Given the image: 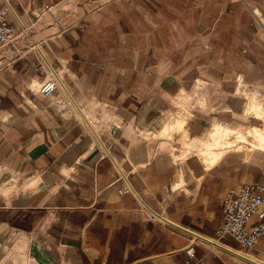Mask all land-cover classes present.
Masks as SVG:
<instances>
[{
  "label": "crops",
  "instance_id": "obj_1",
  "mask_svg": "<svg viewBox=\"0 0 264 264\" xmlns=\"http://www.w3.org/2000/svg\"><path fill=\"white\" fill-rule=\"evenodd\" d=\"M70 1L0 0L19 31L0 49V264H264L263 240L243 255L218 234L224 193L263 180L264 150L210 167L187 153L263 119L264 0L53 12Z\"/></svg>",
  "mask_w": 264,
  "mask_h": 264
},
{
  "label": "built area",
  "instance_id": "obj_2",
  "mask_svg": "<svg viewBox=\"0 0 264 264\" xmlns=\"http://www.w3.org/2000/svg\"><path fill=\"white\" fill-rule=\"evenodd\" d=\"M7 3L0 6V49L13 44L19 31L16 27L7 24ZM56 80H46L40 83L38 91L50 95L57 88ZM129 191L121 189L120 193ZM223 222L218 231L219 237L232 236L245 249L253 250L258 243L264 241V175L257 184H244L238 188L226 190L223 196ZM146 218L160 221L161 216L148 210ZM189 254L194 249L187 250Z\"/></svg>",
  "mask_w": 264,
  "mask_h": 264
},
{
  "label": "bare ground",
  "instance_id": "obj_3",
  "mask_svg": "<svg viewBox=\"0 0 264 264\" xmlns=\"http://www.w3.org/2000/svg\"><path fill=\"white\" fill-rule=\"evenodd\" d=\"M232 133L236 134V136L239 137L238 140L244 141L243 144H245L246 142L250 143V146H248V148H245L246 149L245 151L247 153L251 154L256 149L264 150V128H262L261 126H253L250 128L247 127V129L242 130V131L238 130L236 133L230 130L229 128H226L223 126H217L209 135L210 138L208 137V139H206L205 141L206 147L203 148L200 152H198L195 156H197L198 159L206 167L212 166L220 159V157L225 152H227L230 149H233L235 143H233L232 141H229L228 143L226 142L223 143V139L231 135Z\"/></svg>",
  "mask_w": 264,
  "mask_h": 264
},
{
  "label": "rangeland",
  "instance_id": "obj_4",
  "mask_svg": "<svg viewBox=\"0 0 264 264\" xmlns=\"http://www.w3.org/2000/svg\"><path fill=\"white\" fill-rule=\"evenodd\" d=\"M75 4H76V0H71L70 2H67V3H64V4H62V5H60L58 8H56V9H54L53 10V12L56 14V15H60V14H62V13H66V14H68V13H72V12H74L77 8H76V6H75ZM249 10H250V12H251V14H252V16H253V18L255 19V20H257L258 22H260V20L262 19V12L260 11V9L259 8H249ZM186 98H190V96H186ZM202 104V103H201ZM186 107H187V104L185 103V102H180L179 103V111H178V114L172 119V120H170L169 119V121H167V122H169V123H172L173 121H174V119H176V118H178V117H183L184 119H185V113H189L190 111L188 110V111H186ZM262 107V106H261ZM264 107V106H263ZM262 109V108H261ZM264 109V108H263ZM262 109V111H263V113H258L257 114V116L258 117H260V118H263V119H259L260 120V123L259 122H256L255 120L254 121H252V123H250L249 125H245V127H250V126H254V125H257V126H261L262 128H264V110ZM183 112H185V113H183ZM187 115V114H186ZM262 116V117H261ZM259 120H257V121H259ZM177 121V120H176ZM176 121H174V122H176ZM181 121V120H180ZM179 123H181V122H179ZM241 127V126H240ZM245 127H242V128H237V129H244ZM231 136V137H230ZM180 136H177V138L175 139V144H172V153H173V156L175 157V146L176 147H178V148H186L181 142V140H180ZM238 138L239 137H237L236 138V134H234V133H232L231 135H229V136H227L226 138H224L223 139V143H228L229 141H232L233 143H235L236 144V147H233V150H246L245 148H248V146H250V143L249 142H246L245 144H243L244 143V141H242V140H238ZM157 139H159V141H163V140H167L166 138H157ZM231 139V140H230ZM238 141H242L243 143H241V142H238ZM180 143L179 145L181 146H179L178 145V143ZM177 144V145H176ZM244 146V147H241V148H239L238 149V147H240V146ZM206 147V146H205ZM240 150V151H241ZM201 150H197V149H193V150H191V151H189V152H187L188 153V155L189 156H195L198 152H200ZM195 152V153H194ZM194 153V154H193ZM196 158H197V156H195ZM176 158V157H175ZM246 253H249V250H247V252H245L243 255H246Z\"/></svg>",
  "mask_w": 264,
  "mask_h": 264
}]
</instances>
